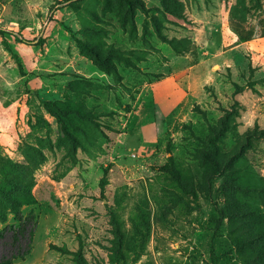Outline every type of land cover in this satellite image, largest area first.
<instances>
[{"label": "rangeland", "instance_id": "rangeland-1", "mask_svg": "<svg viewBox=\"0 0 264 264\" xmlns=\"http://www.w3.org/2000/svg\"><path fill=\"white\" fill-rule=\"evenodd\" d=\"M0 29V262L264 264V0H0Z\"/></svg>", "mask_w": 264, "mask_h": 264}, {"label": "trees", "instance_id": "trees-1", "mask_svg": "<svg viewBox=\"0 0 264 264\" xmlns=\"http://www.w3.org/2000/svg\"><path fill=\"white\" fill-rule=\"evenodd\" d=\"M0 32H4V30L0 29ZM11 34H13V33H11ZM224 163H225L224 159H223V161H221L219 163L217 162V160H214V164L216 167H222ZM239 208H241L242 212H244V213L239 214L238 216L241 217V219L248 221L249 224L252 225V230L250 231V230H247V228L240 226V228H238V231H239L238 239H240V238L243 239V242L249 246V249H248L249 252L254 253V256L249 259V262L251 260L259 261L260 260L259 254H260L261 249H260V246L258 245V242L260 243V241L262 240L263 237L261 234H259L260 236H257V234L260 231V230H258L259 229L258 226L264 228V217L260 216V217L255 218L254 214L249 213V211L246 212V210L243 207L239 206ZM221 213H222V215H224L222 210H221ZM233 213L234 212L228 213V217L231 220L233 218L232 217ZM253 231H256L257 234H254ZM4 235H5V232L4 233L0 232V238H3ZM28 253L29 252H26V254H23V256H21V257H24ZM21 257L20 256H14V255L11 256V258L5 257L0 262V264H13V262L15 260L20 259ZM249 262H247V263H249Z\"/></svg>", "mask_w": 264, "mask_h": 264}, {"label": "crops", "instance_id": "crops-1", "mask_svg": "<svg viewBox=\"0 0 264 264\" xmlns=\"http://www.w3.org/2000/svg\"><path fill=\"white\" fill-rule=\"evenodd\" d=\"M161 99V98H160Z\"/></svg>", "mask_w": 264, "mask_h": 264}]
</instances>
